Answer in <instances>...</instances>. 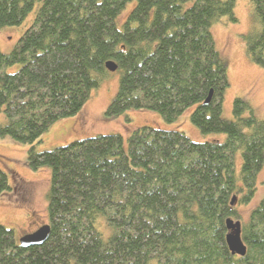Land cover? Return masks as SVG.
Returning a JSON list of instances; mask_svg holds the SVG:
<instances>
[{"label": "trees", "instance_id": "1", "mask_svg": "<svg viewBox=\"0 0 264 264\" xmlns=\"http://www.w3.org/2000/svg\"><path fill=\"white\" fill-rule=\"evenodd\" d=\"M249 1L259 29L244 36L245 50L264 69V0ZM235 2L0 0V28L34 13L13 49L0 51L7 119L0 137L30 145V168H50L46 240L23 247L0 224V264H264V197L245 220L234 204L249 203L256 191L264 119L239 97L234 119L222 118L227 62L210 31L220 17L236 22ZM109 60L121 72L106 116L147 109L171 122L194 106L191 122L225 139L198 142L183 131L140 126L126 144L108 133L36 151L53 122L82 108ZM8 190L0 169V194ZM227 219L240 222L243 256L227 246Z\"/></svg>", "mask_w": 264, "mask_h": 264}, {"label": "rangeland", "instance_id": "2", "mask_svg": "<svg viewBox=\"0 0 264 264\" xmlns=\"http://www.w3.org/2000/svg\"><path fill=\"white\" fill-rule=\"evenodd\" d=\"M132 4H128L120 14L124 20ZM249 0H236L234 15L236 22L220 17L213 22L210 31L217 50L227 62L229 85L224 91L222 113L224 119H234L233 100H245L253 114L264 119V69L255 64L245 50L244 36L259 29V23L252 19ZM33 11L18 25L0 28V51L9 53L26 27L31 23ZM253 20V21H252ZM19 64L7 68L8 72L17 70ZM120 69L109 71L100 85L93 89L82 108L69 117L53 122L42 133L33 146L36 151L49 150L66 145L72 141L98 134L118 133L124 144L127 137L137 127L150 126L164 130L183 131L193 141H223V133H202L190 119L194 106L186 108L174 121H165L159 113L147 109H130L116 116H106L105 111L118 91ZM7 119L0 111V123ZM30 145L19 143L10 137H0V169L8 177L10 190L0 194V224L11 228L15 237L33 232L47 223V203L50 186L48 166L32 169L27 164V150ZM242 164L240 151L235 155V173L238 175ZM264 197V162L256 176V191L249 203L234 201L240 219H247L249 211ZM99 217L96 223H99ZM103 223V222H101ZM102 227L106 237L108 229Z\"/></svg>", "mask_w": 264, "mask_h": 264}, {"label": "water", "instance_id": "3", "mask_svg": "<svg viewBox=\"0 0 264 264\" xmlns=\"http://www.w3.org/2000/svg\"><path fill=\"white\" fill-rule=\"evenodd\" d=\"M105 68L108 71H114L117 68V65L114 61L109 60L105 63ZM212 92L210 91L207 98L205 99L204 103H208L210 101ZM234 201V197L231 200V204ZM226 225L228 229H230V233L226 236V243L231 251L232 254H237L243 256L245 254V245L242 242L240 236V222L233 221L231 219L226 220ZM49 233V224H44L38 227L33 232L26 233L18 238L19 245L23 247L33 246V245H40L42 244Z\"/></svg>", "mask_w": 264, "mask_h": 264}]
</instances>
